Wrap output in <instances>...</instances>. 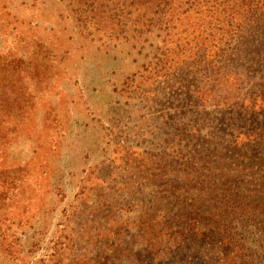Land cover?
<instances>
[{
    "label": "trees",
    "instance_id": "trees-1",
    "mask_svg": "<svg viewBox=\"0 0 264 264\" xmlns=\"http://www.w3.org/2000/svg\"><path fill=\"white\" fill-rule=\"evenodd\" d=\"M261 61L264 0H0V252L42 262L68 219L91 242L76 264H264V118L222 154L133 152L148 170L121 187L85 179L107 145L126 153L110 139L124 98ZM263 87L246 108L264 109Z\"/></svg>",
    "mask_w": 264,
    "mask_h": 264
},
{
    "label": "rangeland",
    "instance_id": "rangeland-1",
    "mask_svg": "<svg viewBox=\"0 0 264 264\" xmlns=\"http://www.w3.org/2000/svg\"><path fill=\"white\" fill-rule=\"evenodd\" d=\"M243 65V62L232 64L236 74L227 82L225 78V84H203L195 77H188L180 82L181 85H165L161 93L149 94L148 100L129 101L124 98L121 109H118L122 110V116L117 115L118 122L115 129H111L110 139L116 142V146L122 144L126 153L113 152L112 142V146L107 145L103 156L95 154L90 167L86 169L87 187L100 188L110 184L113 189H117L129 171L133 173V170H140L145 173L147 166H133L137 162L136 155L142 153H169L174 156L181 153L210 156L224 153L227 143L234 140L240 128L252 124L254 116L260 121L264 118V109L253 112L246 108L241 99L242 94L251 95L260 82L264 83V63L261 61L259 66ZM204 86L207 90L202 93L200 87ZM260 90L263 92L264 87ZM190 122L199 130L198 135L204 137L189 136L180 142L177 133L182 132L183 127ZM242 140H246L245 137L241 136L239 141ZM127 150L132 153L127 155ZM121 159H126V164ZM102 178L107 180L106 185L101 186ZM59 222L55 219L43 238L44 243L48 242V248L32 256L42 260L37 264H76L75 258L79 259L84 253L90 254L91 242L87 244V238L83 235L79 238L76 236L75 228L72 230L75 224L72 226L68 219L61 221V226L57 224ZM8 253L0 252V264H22L20 256Z\"/></svg>",
    "mask_w": 264,
    "mask_h": 264
}]
</instances>
